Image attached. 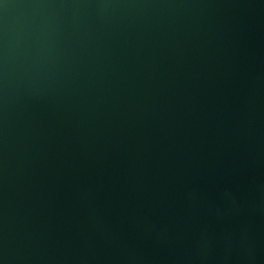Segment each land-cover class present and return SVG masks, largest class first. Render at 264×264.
Listing matches in <instances>:
<instances>
[{
	"label": "water",
	"instance_id": "95a60500",
	"mask_svg": "<svg viewBox=\"0 0 264 264\" xmlns=\"http://www.w3.org/2000/svg\"><path fill=\"white\" fill-rule=\"evenodd\" d=\"M0 264H264V0H0Z\"/></svg>",
	"mask_w": 264,
	"mask_h": 264
}]
</instances>
